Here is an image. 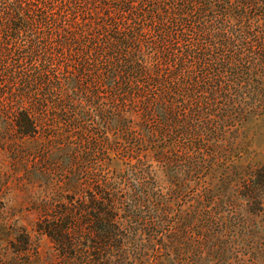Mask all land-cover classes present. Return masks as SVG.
<instances>
[{
	"label": "trees",
	"instance_id": "trees-1",
	"mask_svg": "<svg viewBox=\"0 0 264 264\" xmlns=\"http://www.w3.org/2000/svg\"><path fill=\"white\" fill-rule=\"evenodd\" d=\"M263 116L264 0H0V264L261 262Z\"/></svg>",
	"mask_w": 264,
	"mask_h": 264
},
{
	"label": "rangeland",
	"instance_id": "rangeland-1",
	"mask_svg": "<svg viewBox=\"0 0 264 264\" xmlns=\"http://www.w3.org/2000/svg\"><path fill=\"white\" fill-rule=\"evenodd\" d=\"M232 160L236 163L243 164L250 162H264V116L256 121V123L252 125V127H250L249 131L245 134L239 152L237 151L234 153ZM0 208H3L4 210H7L11 213H14L15 211V216H20V214H18V202L13 197V193L9 190H7V193L0 191ZM261 216L262 215L251 218L252 221L250 222V224L252 225V229L254 231V234L256 235H251V239H253L254 241V248L252 249V251L255 250L256 247L260 251H264V227H261L264 226V216ZM37 236V232H33L34 240H37ZM40 242L42 245L41 249L43 250V253H46V251L51 248L49 240L46 237L42 236ZM257 264H264V256L262 261Z\"/></svg>",
	"mask_w": 264,
	"mask_h": 264
}]
</instances>
